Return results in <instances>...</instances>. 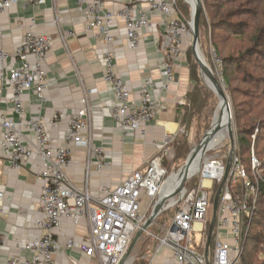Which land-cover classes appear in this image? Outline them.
Listing matches in <instances>:
<instances>
[{
  "label": "built area",
  "instance_id": "2783aa9c",
  "mask_svg": "<svg viewBox=\"0 0 264 264\" xmlns=\"http://www.w3.org/2000/svg\"><path fill=\"white\" fill-rule=\"evenodd\" d=\"M20 0H0V15L15 6ZM27 4H43L44 0H24ZM78 8L87 14L88 30H97L106 49L103 56L104 80L113 93L111 115L117 128L124 135L140 130L156 120L161 112V103L154 97L153 91H168L176 82L177 64L185 56L187 40L192 38L191 23L179 13L176 0H147L148 6L158 12L164 22L163 59L160 67L164 80L158 86L154 80L142 84L139 102L132 100V93L124 79L115 72L116 56L111 47L117 41L113 36V22L120 18L127 27L126 39L130 50L140 46V34L152 26L146 13L138 11L133 3L123 6L118 12L105 7L104 0H77ZM22 43L12 54L0 51V105L5 90L11 93L9 102L18 119L3 114L0 108L1 145L8 156L12 169H19L32 158L40 160L39 177L42 180L40 195L41 216L36 222L40 237L26 241L19 247L27 256L10 257L6 264H56L54 256L58 252L54 232L64 220L75 225L86 221L88 237L83 241L68 240V251H79L89 262L96 264H118L129 250L131 243L144 223L149 219L142 212L145 195L154 201L167 184L164 178L167 170L163 161L173 157L172 152L161 146L163 156L148 163L145 170H136L114 187H104L98 198L91 196L88 189L79 188L70 182L66 169L71 166V154L68 147H53L45 122L42 119H28L24 116L23 97L34 91L44 101V89L47 74L44 68L47 55L54 41L46 34H37L33 30L23 37ZM13 59L15 63L8 67ZM220 66L221 61L217 59ZM89 92L88 94H91ZM85 108L73 113L65 132L67 144L73 143L88 148L99 172L108 166L103 147L94 145L89 136L91 131L88 119L87 96L82 101ZM186 104V103H185ZM258 130L253 136L256 140ZM31 135L33 141L28 139ZM235 149V148H234ZM227 158L206 161L201 168L200 183L174 197L177 206L172 222L163 230V236H154L157 240L155 253L168 251L174 264H243L244 244L247 241L249 225L255 215L258 195L264 187V169L255 152L251 154L250 164L253 177L243 164L242 157L235 149L232 169L227 179L217 210V221L207 254L209 226L212 221L213 189L223 182ZM205 181L210 182L209 185ZM5 194L0 191V215L5 209ZM195 234H201L199 243ZM5 238L0 233V249ZM212 252L211 251V248ZM76 264V260L72 261Z\"/></svg>",
  "mask_w": 264,
  "mask_h": 264
},
{
  "label": "crops",
  "instance_id": "0c3cea01",
  "mask_svg": "<svg viewBox=\"0 0 264 264\" xmlns=\"http://www.w3.org/2000/svg\"><path fill=\"white\" fill-rule=\"evenodd\" d=\"M105 7L115 13L124 5L133 3L138 11L146 13L152 26L140 34L141 43L137 50H130L126 39L127 27L115 18L112 34L117 38L111 47L116 56L117 72L132 93V100L139 102L142 84L151 79L158 86L164 80L160 67L164 56L162 16L150 9L147 0H104ZM87 14L78 8L77 0H44L43 4H27L20 0L15 6L0 15V51L12 54L22 43L26 33L52 37L54 44L47 55L44 68L47 82L44 101L34 91L23 97L24 116L28 119H42L52 140L53 147H68L71 166L66 170L73 185L88 189L91 196L98 198L104 187H114L136 170H145L153 158L163 156L161 146L172 150V142L180 136L182 107L192 89V81L186 66L177 64L176 82L170 90L153 91L161 103V112L150 125L124 135L117 128L111 115L113 93L104 80L103 56L106 46L97 30L87 29ZM15 61H8L11 67ZM92 92L91 94H88ZM0 108L3 114L17 120L9 102L11 93L5 90ZM87 96L88 119L91 131L84 133L94 145L103 147L108 166L101 172L96 169L88 148L73 143L67 144L65 132L69 117L85 108L82 101ZM0 128V191L5 194V209L0 215V233L5 244L0 249V264H6L10 257L27 256L19 247L26 241L40 237L36 222L41 216L40 195L42 180L39 177L40 160L32 158L19 169H12L8 156L1 145ZM28 139H34L29 134ZM172 152V151H171ZM86 221L75 225L64 220L54 232L58 252L56 264H96L89 262L79 251L65 248L68 240L83 241L88 237ZM156 249V248H155ZM151 253L146 264H174L170 252L164 250Z\"/></svg>",
  "mask_w": 264,
  "mask_h": 264
},
{
  "label": "rangeland",
  "instance_id": "374dc122",
  "mask_svg": "<svg viewBox=\"0 0 264 264\" xmlns=\"http://www.w3.org/2000/svg\"><path fill=\"white\" fill-rule=\"evenodd\" d=\"M244 1L245 0H227L223 3L219 1H214L217 2L216 4L219 3L223 4V7L218 8V10L213 9V11L211 10L209 12L205 5V1L200 0L201 5H203V13H204V20H203L204 22L202 29L200 31V37H201L200 49H201V53H203L204 59L208 67L215 74L219 83L224 86L227 92L228 99L231 102L233 130L235 133V142H234L235 149H238L237 132L240 126L238 124V121H241V119L239 120V118H241L243 114H247V111L251 110V107L248 105L254 102L253 100H251L249 95L251 93L262 94V89L264 88V81H263L264 53L261 55L250 56L244 61L245 58L243 59L242 55L245 54V50H247V48L254 45L252 44V38L255 35L254 33H252V30L248 29L246 30L245 33L242 32L244 33L243 37H239L237 35L239 32L236 30V28H232L233 30H231L230 28L226 27L225 29H219L217 31H214L210 23H212V20H218L222 17H227L228 15H229L228 17H230L231 20L234 22L251 20L250 16H245V15L241 16L237 12L239 7H242ZM176 2L178 5L179 13H181V15L184 16V18H186V20H188L191 23L190 5H188V3L185 0H176ZM262 3L260 5L258 4L259 9H262L264 7V0H262ZM212 13H214V15ZM261 22L264 24V20H262ZM192 43H193V37L187 40V47L184 53L185 56L183 57L181 62L186 66V69L188 70L190 76V80H191L190 67L195 66L198 72L200 83L204 85V87L209 91L210 97L207 99L208 101L207 107L193 122L191 129L187 133L188 141L184 145L185 149H183L185 150L186 155L183 158H179V151H177V147H172L171 151L173 157H167L166 159H164L162 165L168 172L166 177L164 178V182L166 183L170 176L172 177L173 174H175L176 172H178L180 169L183 168L188 156L193 151L192 149L196 148L199 145V142L202 140V138L206 135L205 133L209 132L213 124V121L215 119L214 114L216 110H217L216 117L218 120L216 121L215 128L218 127L219 125H222L223 123L222 117L220 115L221 114V105L219 106L220 101L216 96V94L213 93L211 90H209L202 80L200 70L198 69V66L195 63V59L191 51ZM260 50L264 52V44L260 48ZM217 59L221 61L220 66L217 63ZM252 76H254L255 79L257 80L255 82L258 83L257 88L252 82L249 81L252 79ZM225 80H227V83H225ZM259 85H261L260 87L261 89L259 88ZM263 106H264V102H263ZM257 110L258 109H253L252 112L253 113L258 112ZM184 130L185 127H182L181 133H179L180 134L179 137L183 135ZM251 140L254 141L253 137ZM252 144H254V142H252ZM230 148H231L230 141L228 138H226L223 142L218 144L214 150L208 152L203 157V160L200 163L201 168H203V164L206 161H209L211 159H216V158L228 159V156L231 151ZM249 151L250 149H248V151L246 152L245 151L242 152L240 150V153L243 156L248 157ZM253 151L254 148L252 149V152H250V154H252ZM263 156H264V152H262L261 149L259 158L261 160H264ZM248 175L250 178L253 177L252 170L248 169ZM200 178H201V173L195 175L194 177H192V179H189L187 181L186 187L192 188L193 186L197 185L198 183H200L199 182ZM171 189L172 188H169L166 193H168ZM216 192H217V188L215 187L212 193L213 202L215 199L214 197ZM142 200H143L142 212L144 213L148 212L147 216L150 217L153 204L155 203V201H157V198L154 201H151L145 195H143ZM176 210H177V206L174 205L171 206L167 211H163L161 213L160 217L156 219V221L153 223V226L148 230V233L144 234V236L138 241L137 245L134 248L135 250L133 251L132 255L128 260V264H146L149 255L154 252V249L157 245V240L154 236H158V237L163 236L164 234L163 230L166 226H168L172 222ZM201 238H202L201 234L194 235V240L196 243H199L201 241ZM212 249L213 247L211 248L210 252H212Z\"/></svg>",
  "mask_w": 264,
  "mask_h": 264
},
{
  "label": "trees",
  "instance_id": "16d2710c",
  "mask_svg": "<svg viewBox=\"0 0 264 264\" xmlns=\"http://www.w3.org/2000/svg\"><path fill=\"white\" fill-rule=\"evenodd\" d=\"M204 1L208 11L210 12L211 10L213 11V9L218 10V8H222L223 4H220L219 2L223 3L227 0ZM214 1H219V4H216L217 2ZM261 3L262 0H245L242 7H239V9L237 10L238 14L241 16H250L251 20L249 21L244 20L241 22H234L230 17H228V15L227 17H222L218 20H212V23H210L214 31L225 29L226 27L230 28L231 30H233L232 28H236V30L239 32L237 34L239 37H243L246 30H252V33H254L255 35L252 38V44L254 45L245 50V54L242 55V58H245L244 61L250 56L261 55L264 53L260 50V48L264 44V24L261 22L262 20H264V7L262 9L258 8V4L260 5ZM212 14L214 15V13ZM203 20L204 13L202 12V15L200 17V31L203 26ZM228 25L231 27H229ZM190 68L193 88L188 92L186 96L187 103L182 107L181 117V127H185V130L181 137H177L172 142V147H177V151H179V158H183L186 155V152L183 149H185L184 145L188 141L187 133L191 129L193 122L207 107V99L210 97L209 91L204 87V85L200 83L198 72L195 66H191ZM249 81L252 82L256 88L258 87V83H255L257 80L254 76H252V79ZM225 83H227V80H225ZM260 87L261 85H259V88ZM249 97L254 101L248 105L251 107V110L247 111V114H243L242 117L239 118V120L241 119V121H238V124L240 125L237 132L238 151L240 153V150L242 152H246L248 151V149H250L248 157L243 156L241 153L240 155L247 170H251L250 152H252V149L254 148L256 157L258 158L264 169V160H261L259 158L261 149L262 152H264V88L262 89V94L251 93ZM253 109H258V112L253 113ZM256 129L258 130V132H260L257 134L256 140L253 141L251 139L254 136ZM252 142H254V144H252ZM216 188L218 189L219 186L217 185ZM258 197L259 199L257 208L254 212L255 215L249 225L250 232L247 241L244 244L245 249L242 259L243 264H264V187L261 188Z\"/></svg>",
  "mask_w": 264,
  "mask_h": 264
},
{
  "label": "water",
  "instance_id": "95a60500",
  "mask_svg": "<svg viewBox=\"0 0 264 264\" xmlns=\"http://www.w3.org/2000/svg\"><path fill=\"white\" fill-rule=\"evenodd\" d=\"M188 5H190L191 7V30H192V37H193V43H192V48L191 51L193 53L194 59H195V63L198 66V69L200 70L201 76H202V80L204 82V84L207 86V88L209 90H211L213 93L216 94V96L218 97L220 103L219 105H222L224 110L226 111L228 120H227V129H226V133H227V137L230 141V146H231V151L230 154L228 156L227 162H226V172L223 178V182L220 184L219 188L217 189V192L215 194V199L213 202V208H212V221L210 223L209 226V235H208V241L206 244L207 247V254L210 248V244H211V240H212V236H213V232H214V227L217 221V210H218V206H219V202H220V196L222 194V191L225 187V185L227 184V179L228 176L231 172L232 169V159L234 156V142H235V133L233 130V117H232V107H231V102L228 99L227 96V92L224 88L223 85H221L219 83V81L217 80L215 74L212 72V70L208 67L203 53H201V49H200V43H201V37H200V17L202 15L203 12V5H201L200 0H195V4L193 5V2L191 3L189 0H185ZM217 111V110H216ZM214 121L213 124L211 126V129H214V126L216 125V121L218 120L216 117V112L214 114ZM206 135L202 138V140L199 142V148L201 150V154H200V160H202V158L210 151L214 150L215 147L219 144V142H221L222 138L219 135H215V137H213L212 139H209L208 136L210 133L206 132ZM192 153V152H191ZM191 154L188 156L187 160L185 163L189 162ZM201 163V161H200ZM187 165V164H186ZM200 166V164H199ZM200 170H201V166H200ZM200 171L198 173H196L195 175L199 174ZM195 175H191L190 170H188L183 176L182 179L180 180V185H178L172 192L169 193L168 196L162 195L160 194L159 197L157 198V201H155V203L153 204V208H152V212L150 214L149 219L144 223V225L141 227V229L137 232L136 237L134 238L133 242L131 243L130 247L128 248L129 250L126 252V254L122 257V259L120 260V262L118 264H128V260L130 258V256L132 255L133 251L135 250V246L137 245L138 241L144 236V234L148 233V230L153 226V223L156 221L157 218L160 217L161 213L165 210L164 205L165 202L169 199V197L174 196L176 197L178 194H180L181 192L184 191L186 185H187V181L189 179H192V177H194ZM173 197V198H174ZM153 213V215H152ZM152 215V217H151Z\"/></svg>",
  "mask_w": 264,
  "mask_h": 264
},
{
  "label": "bare ground",
  "instance_id": "6f19581e",
  "mask_svg": "<svg viewBox=\"0 0 264 264\" xmlns=\"http://www.w3.org/2000/svg\"><path fill=\"white\" fill-rule=\"evenodd\" d=\"M189 1L191 3L193 2V5L196 3L195 0H189ZM220 115H221L222 121H223L222 125H219L216 128L214 126V129L209 130L208 133H210V134H209L208 138L209 139H212L213 137H215V135H219L220 134V136L223 137L222 140H221V142H223L226 139V137H227L226 129H227V120H228V117H227L226 111L224 110V108H223L222 105H221V114ZM221 142H219V144ZM192 150L193 151L191 153L189 162L188 163H185L182 169H180L178 172H176L175 174H173L174 176L172 175V177L170 176L168 178L167 184L162 189V192H161L162 195L168 196L170 192H172L178 185H180V180L182 179V176L188 170H190L191 175H195L196 173H198L200 171L199 164H200V161L203 160V158H202V160H200L201 150H200L199 146H197L196 148H194ZM205 184L206 185H209L210 182L205 181ZM169 188H172V189L168 193H166ZM173 197L174 196L169 197V199L165 202L164 208H166L169 205L174 204ZM152 215H153V213H152ZM152 215H151V217H152Z\"/></svg>",
  "mask_w": 264,
  "mask_h": 264
}]
</instances>
